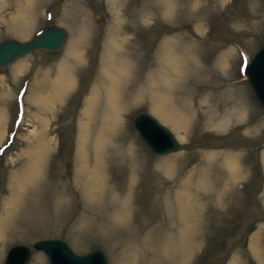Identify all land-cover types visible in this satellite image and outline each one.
Returning a JSON list of instances; mask_svg holds the SVG:
<instances>
[{
	"label": "rangeland",
	"instance_id": "374dc122",
	"mask_svg": "<svg viewBox=\"0 0 264 264\" xmlns=\"http://www.w3.org/2000/svg\"><path fill=\"white\" fill-rule=\"evenodd\" d=\"M54 22L68 30L59 51L0 66V144L13 134L0 155V264L11 245L47 237L100 248L108 264H264V111L239 52L264 42V0H0V40ZM141 109L178 150L145 146ZM27 264L47 255L33 249Z\"/></svg>",
	"mask_w": 264,
	"mask_h": 264
},
{
	"label": "water",
	"instance_id": "95a60500",
	"mask_svg": "<svg viewBox=\"0 0 264 264\" xmlns=\"http://www.w3.org/2000/svg\"><path fill=\"white\" fill-rule=\"evenodd\" d=\"M66 37L65 27L52 24L28 40L3 38L0 40V65L8 64L19 56L40 49L58 51ZM243 71L264 109V43L244 65ZM132 124L143 142L155 154L176 151L181 145L171 129L147 110L137 112ZM32 248L43 251L47 255L48 264H108L107 257L100 248L79 254L74 252L65 240L57 237L37 239L31 247L23 243L11 245L6 252L4 264H27L31 258Z\"/></svg>",
	"mask_w": 264,
	"mask_h": 264
},
{
	"label": "bare ground",
	"instance_id": "6f19581e",
	"mask_svg": "<svg viewBox=\"0 0 264 264\" xmlns=\"http://www.w3.org/2000/svg\"><path fill=\"white\" fill-rule=\"evenodd\" d=\"M28 9V8H27ZM29 10V9H28ZM27 13V12H26ZM28 14V13H27ZM26 14V15H27ZM31 14V13H30ZM23 17H24V14H23ZM27 20V19H26ZM29 20V19H28ZM27 22V21H26ZM30 24H28V26H29ZM123 34V33H122ZM117 36V35H116ZM123 36V35H122ZM120 37V36H119ZM117 38V37H116ZM115 38V39H116ZM114 39V40H115ZM113 40V41H114ZM115 42V41H114ZM117 44H118V42H116ZM112 44H114V43H112ZM115 45V44H114ZM113 45V46H114ZM115 47H117V45L116 46H114L113 48H115ZM119 47V46H118ZM117 47V49H119ZM171 51V50H170ZM170 51L168 52L169 54H170V57L172 56V54L170 53ZM110 52V51H109ZM114 53H115V51H114ZM113 52H112V54H114ZM121 53V52H120ZM109 54V53H108ZM112 54H109L110 55V57H111V59H112ZM119 54V53H118ZM108 55V56H109ZM176 56H178V55H176ZM173 57H174V54H173ZM115 58V57H114ZM122 59V58H121ZM169 59V58H168ZM173 59V58H172ZM177 59V58H176ZM107 60H108V57H107ZM118 60V59H117ZM174 60V59H173ZM173 60H172V62H173ZM167 61V60H166ZM112 62V61H111ZM119 61H117L116 63H118ZM170 63H171V61H169ZM223 62V61H222ZM107 63H109V62H107ZM112 64V63H111ZM114 64V63H113ZM223 64H224V62H223ZM104 65H106V63L104 64ZM110 65V64H109ZM177 65V64H176ZM111 66V65H110ZM114 66V65H113ZM112 66V67H113ZM120 66V65H119ZM122 67H123V65H121ZM172 66H173V64H172ZM109 67V66H108ZM122 67H120L121 69H123ZM105 68H107V66L105 67ZM110 68V67H109ZM108 68V69H109ZM126 68V67H125ZM111 69V68H110ZM115 69H117V68H115ZM112 70V69H111ZM110 70V71H111ZM106 71H107V69H106ZM109 71V70H108ZM115 71V70H114ZM124 71H126V69L124 70ZM123 70L122 71H120V72H124ZM119 72V71H118ZM119 72V73H120ZM112 73H114V74H112ZM109 74H112V77L114 76V75H116L117 74V72H116V74H115V72H112L111 71V73L109 72ZM118 75V74H117ZM116 75V76H117ZM70 76V75H69ZM116 76H114V77H116ZM120 75H118V77H119ZM68 77V76H67ZM59 78H61V77H59ZM65 78H66V76H65ZM123 78V77H122ZM63 79V78H62ZM68 79V78H67ZM109 79H111L112 80V78H109ZM114 79V78H113ZM116 79V78H115ZM125 80H127V79H125ZM68 81V80H67ZM109 81V80H108ZM114 81V80H113ZM62 80H61V85L63 86V84H62ZM65 82V81H64ZM110 82V81H109ZM112 82V81H111ZM124 82V81H123ZM114 83H115V81H114ZM113 84V83H112ZM107 85V84H106ZM114 85H111V87H113ZM110 87V86H109ZM66 88V87H65ZM115 88V87H114ZM116 88H117V85H116ZM61 89V88H60ZM113 89V88H112ZM66 90V89H65ZM109 91H112L113 93H115L113 90H111V88H110V90ZM63 93H64V91H63ZM62 93V94H63ZM113 93H111V94H113ZM117 93V92H116ZM61 94V95H62ZM109 94H110V92H109ZM114 95V94H113ZM55 96V95H54ZM112 96V95H111ZM47 97V96H46ZM113 97V96H112ZM112 97L111 98H109L110 100L112 99ZM58 98V97H57ZM63 98V97H62ZM96 98H97V93H95V94H93V96L91 97V98H89V100L86 102V106H85V111L83 112L84 114V116H85V118H86V120H88L86 123H85V120H84V122H82L81 124H80V128H79V138H78V143H79V146H78V149H79V152H80V154H81V159L83 160V159H85L87 156L85 155V153H84V144H87L88 142V136H89V119H90V115L92 114V108H93V106H94V104H95V102H96ZM51 99V98H50ZM53 99V98H52ZM109 99H108V101H109ZM159 99V98H158ZM45 100V99H44ZM61 100V99H60ZM116 100V99H115ZM115 100H114V102H115ZM50 100H48L47 102H49ZM56 101H58L57 99H56ZM55 101V102H56ZM113 101H112V103H114ZM161 102H163V100H161ZM49 103H51V101L49 102ZM110 103H111V101H110ZM112 103L110 104L111 106H112ZM55 104V103H54ZM156 104H158V100H157V102H156ZM160 104H163V103H160ZM44 105V104H43ZM165 105V104H164ZM111 106H110V108H111ZM118 106V105H117ZM116 106V107H117ZM161 106H163V105H161ZM155 107V106H154ZM156 107H158V109H159V106H157L156 105ZM165 107V106H164ZM46 108V107H45ZM162 108V107H161ZM111 109H113V108H111ZM155 109H157V108H155ZM116 110V109H115ZM160 110V109H159ZM166 110V109H165ZM167 111V110H166ZM46 112V111H45ZM161 113H162V110H161ZM163 113H166V112H163ZM167 115V114H166ZM2 116V115H1ZM170 116H172L171 114H170ZM164 117V116H163ZM112 126H113V124H112ZM107 127V126H106ZM104 129V128H103ZM101 131H103V130H101ZM101 131H100V133H101ZM100 133H99V135L97 136V140L95 141V144H98L99 146H102V145H104L103 144V142H104V139L105 138H103L104 136H101L100 135ZM107 134V133H106ZM105 134V135H106ZM0 135H2V134H0ZM43 135V134H42ZM103 135V134H102ZM109 136V135H108ZM46 137H47V135H46ZM106 137V136H105ZM109 137H111V136H109ZM47 139H48V137H47ZM46 139V140H47ZM107 139V138H106ZM109 139V138H108ZM40 140V142L42 143V139H39ZM42 140V141H41ZM48 141V140H47ZM46 141V142H47ZM52 141V140H51ZM48 143V142H47ZM46 143V144H47ZM50 143V142H49ZM43 144V143H42ZM45 145V144H44ZM97 145V146H98ZM39 146H40V144H39ZM51 146H52V144H51ZM98 146V147H99ZM97 147V148H98ZM104 147V146H103ZM42 148V147H41ZM46 148V147H45ZM52 148V147H51ZM101 148V147H100ZM47 149H49V147H47ZM39 151H41V149L39 150ZM98 153V152H97ZM100 155V154H99ZM99 155H98V157H99ZM34 156V155H33ZM39 157V156H38ZM32 158V157H31ZM31 158H30V160H31ZM41 158V157H40ZM45 159H46V157H45ZM98 159V158H97ZM47 160V159H46ZM36 161H38V160H36ZM44 163V162H43ZM233 164H235V163H233ZM38 164L36 163V164H31V166L30 167H32L33 168V171L32 172H35V169L37 170L38 169ZM44 166H45V163H44ZM236 167V166H235ZM43 169V168H42ZM236 169H238V168H236ZM25 170V169H24ZM44 170V169H43ZM42 170V171H43ZM94 170V169H93ZM92 170V171H93ZM235 170V169H234ZM23 171V170H22ZM27 171V170H26ZM31 171V170H30ZM94 172V171H93ZM233 172V171H232ZM41 173H43V172H41ZM87 173V172H86ZM91 173V172H90ZM97 173V172H96ZM93 174V173H92ZM25 175H27L28 176V172L26 173V174H24V176ZM35 175V174H34ZM43 175V174H42ZM27 176H25V177H27ZM36 176V175H35ZM94 176H95V174H94ZM31 177H32V175H31ZM90 177H91V175H90ZM89 177V178H90ZM33 178H34V176H33ZM35 178H37V177H35ZM88 178V180H90ZM27 179V178H26ZM87 179V178H86ZM94 179V178H93ZM23 180V179H22ZM92 180V179H91ZM27 181V180H26ZM87 181V180H86ZM33 181H31V183H32ZM96 182V181H95ZM34 183V182H33ZM87 183H88V181H87ZM14 187V186H13ZM13 193V192H12ZM16 197V196H15ZM9 200H11V198L9 199Z\"/></svg>",
	"mask_w": 264,
	"mask_h": 264
},
{
	"label": "trees",
	"instance_id": "16d2710c",
	"mask_svg": "<svg viewBox=\"0 0 264 264\" xmlns=\"http://www.w3.org/2000/svg\"><path fill=\"white\" fill-rule=\"evenodd\" d=\"M72 100H73V99H71L69 102L72 103ZM258 172H259V171H258ZM258 176H260V175H258Z\"/></svg>",
	"mask_w": 264,
	"mask_h": 264
}]
</instances>
